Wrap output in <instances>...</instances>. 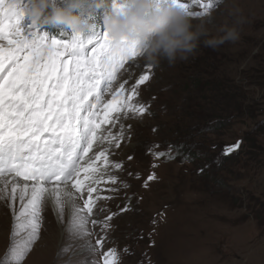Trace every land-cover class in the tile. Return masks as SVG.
<instances>
[{"label":"rangeland","instance_id":"374dc122","mask_svg":"<svg viewBox=\"0 0 264 264\" xmlns=\"http://www.w3.org/2000/svg\"><path fill=\"white\" fill-rule=\"evenodd\" d=\"M181 2L189 4V12L204 11L193 0ZM233 6L242 8L247 18L237 43L216 50L201 46L188 61L171 67L154 66L143 57L125 65L129 71L121 82L128 80L126 88L141 75L150 77L139 86L137 98L148 113L122 121L132 128L130 139L110 156L122 162V169L111 170L118 181L97 185L101 197L112 199L97 201L106 211L97 214L94 209L87 226L91 235L80 243L90 240L95 245L99 239L104 240L103 247L91 254L77 249L75 257L71 250L60 255L73 243L67 232L71 209L68 206L62 222L49 209V215L41 213L40 238L22 264H67L70 259L103 264V253L110 248L117 250L120 264H264V0H213L206 15L191 19L205 21L216 34L222 24L232 21ZM29 24L31 18L25 16L26 31ZM202 114L223 123H213L211 130L191 127L195 136L189 143L193 153L199 152L198 160L155 156L153 151L177 142V131L184 134L189 128L188 119ZM113 132L117 134L116 129ZM238 138H242L240 151L224 159L223 145ZM185 140L190 141L178 140V145ZM0 211L4 215L3 207ZM113 213L117 215L105 229V217ZM91 220L101 223L93 225ZM12 228L13 222L0 221V260L11 243ZM34 249L38 250L33 254ZM39 250L48 252L38 255Z\"/></svg>","mask_w":264,"mask_h":264},{"label":"snow or ice","instance_id":"6c2138e0","mask_svg":"<svg viewBox=\"0 0 264 264\" xmlns=\"http://www.w3.org/2000/svg\"><path fill=\"white\" fill-rule=\"evenodd\" d=\"M193 3L204 11L190 12L192 16L206 15L213 7V0ZM182 6L189 9L188 3ZM24 18L25 0H0V200L11 201L13 215L11 243L0 264H22L40 238L45 205L52 207L58 220L66 204L71 209L67 232L73 243L60 255L71 250L75 257L77 249L91 254L103 247L104 240L99 239L95 245L90 240L80 243L91 235L87 226L94 209L97 214L106 211L97 201L112 199L101 197L97 185L118 181L111 170L122 169V162L110 156L130 139L132 128L122 121L148 113L137 98L149 75H141L129 88L125 87L128 80L121 82L129 71L125 65L142 57L138 46L117 49L107 30L97 24L87 37L75 33L70 40L49 42L46 34L37 35L33 23L26 31ZM239 146L237 142L226 153ZM148 179H154V174ZM114 215L105 217V229ZM103 256V264H120L115 248ZM67 264L97 261L70 259Z\"/></svg>","mask_w":264,"mask_h":264},{"label":"clouds","instance_id":"9594fccd","mask_svg":"<svg viewBox=\"0 0 264 264\" xmlns=\"http://www.w3.org/2000/svg\"><path fill=\"white\" fill-rule=\"evenodd\" d=\"M112 5L104 17L113 46L126 50L135 44L143 59L159 66L188 61L201 46L218 49L240 41L247 23L244 11L233 6L230 23L212 34L205 21L194 23L180 0H25V16L35 25L67 26L76 34L90 32L98 10Z\"/></svg>","mask_w":264,"mask_h":264},{"label":"trees","instance_id":"16d2710c","mask_svg":"<svg viewBox=\"0 0 264 264\" xmlns=\"http://www.w3.org/2000/svg\"><path fill=\"white\" fill-rule=\"evenodd\" d=\"M111 7H112V5L109 4L105 9L98 10L94 16L96 24L105 30H107V29H106V25L103 22V17L108 11L111 10ZM38 27H39V31L42 35L46 34V36L57 37V38H60L61 40H70L73 37V35L75 34L74 30L71 29L70 27H67V26L38 25ZM90 33H91V31L85 33L84 34L85 37L90 35ZM196 74H198V73H196ZM195 116H196L194 118L195 120L188 119L190 121L186 124V126L189 128H186V131L184 132V134H181V132L177 131L178 140L188 139L190 141L185 140L182 143H180L179 145H178V140H177V142L171 141L168 143V147H166L165 149L153 151V153L155 154L156 157L162 158L165 160L167 159L169 161V160H172L173 158L178 159V157L180 156V157H182L181 159H183L184 162H192V161H196V160H198V158H200L199 152L198 153L192 152V150H191L192 146L189 143V142H191L192 139H194V136H195L194 130L197 128H198V130L203 129V127H205V126H207V129L211 130V128L214 127L213 123H219L220 125H222L221 123H223V122H222V120L221 121L220 120H215V121L208 120L211 117H213L212 115L202 114V117H199L198 115H195ZM207 121H209V122H207ZM217 121H219V122H217ZM192 126L194 127L193 128L194 130L191 129ZM237 142H239V145H240L239 148L234 149L230 153H226V148L237 144ZM241 143H242V138H238L232 144L223 145L221 151H222L223 157H225L224 159L229 160V159L233 158V155H236L240 151ZM156 153H164L165 155L158 156V155H156ZM169 157H171V158H169ZM199 172H203V169L202 168L199 169Z\"/></svg>","mask_w":264,"mask_h":264},{"label":"bare ground","instance_id":"6f19581e","mask_svg":"<svg viewBox=\"0 0 264 264\" xmlns=\"http://www.w3.org/2000/svg\"><path fill=\"white\" fill-rule=\"evenodd\" d=\"M144 179V178H143ZM143 181V180H142ZM144 197V196H143ZM147 200V199H146ZM11 204V201L9 200V201H5V200H0V210H1V208L3 207V212H4V215L3 214H1V211H0V214L1 215H3V217H0V221L2 222V223H4V224H8L9 222L11 223V222H13V215H12V209H11V207H9L8 205H10ZM8 208V210H9V214H8V216L6 215V209L5 208ZM15 207H16V211L18 212L19 211V207H20V205H19V200H17V202H16V205H15ZM67 208H68V205L66 204L65 205V209H64V213H63V216H62V219L60 220L61 222L63 221V219H64V217H65V214H66V210H67ZM49 209H52V207L50 206V205H45L44 206V208H43V210H42V213L43 214H48L49 213ZM53 210V209H52ZM51 213V212H50ZM42 214V215H43ZM49 215V214H48ZM58 220V219H57ZM52 229H53V226L51 227ZM5 229H7V227L5 228ZM2 232H5V231H2ZM37 250L38 249H34V251H33V254L34 253H36L37 252ZM48 251L47 250H39V253L40 254H38V255H42V254H44V255H46V253H47ZM32 254V255H33ZM31 255V256H32Z\"/></svg>","mask_w":264,"mask_h":264}]
</instances>
